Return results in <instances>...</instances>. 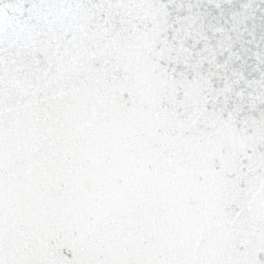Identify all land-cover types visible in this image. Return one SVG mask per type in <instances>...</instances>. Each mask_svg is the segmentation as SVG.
I'll return each instance as SVG.
<instances>
[{"label":"snow or ice","instance_id":"snow-or-ice-1","mask_svg":"<svg viewBox=\"0 0 264 264\" xmlns=\"http://www.w3.org/2000/svg\"><path fill=\"white\" fill-rule=\"evenodd\" d=\"M0 264H264V0H0Z\"/></svg>","mask_w":264,"mask_h":264}]
</instances>
